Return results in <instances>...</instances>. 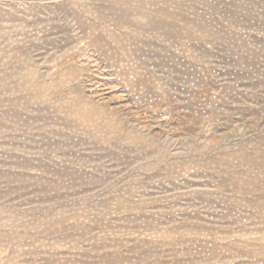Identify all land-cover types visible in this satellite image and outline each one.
Segmentation results:
<instances>
[{
	"label": "rangeland",
	"instance_id": "374dc122",
	"mask_svg": "<svg viewBox=\"0 0 264 264\" xmlns=\"http://www.w3.org/2000/svg\"><path fill=\"white\" fill-rule=\"evenodd\" d=\"M0 264H264V0H0Z\"/></svg>",
	"mask_w": 264,
	"mask_h": 264
}]
</instances>
